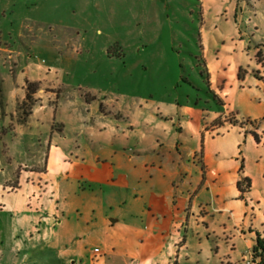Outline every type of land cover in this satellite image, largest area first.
I'll list each match as a JSON object with an SVG mask.
<instances>
[{
    "label": "crops",
    "instance_id": "crops-1",
    "mask_svg": "<svg viewBox=\"0 0 264 264\" xmlns=\"http://www.w3.org/2000/svg\"><path fill=\"white\" fill-rule=\"evenodd\" d=\"M232 51L205 55L226 114L243 87ZM92 96L63 102L60 129L46 138L35 135V113L16 127L47 148L45 171L20 173L2 198L3 211L10 203L35 225L25 239L58 246L60 264H241L264 237V143L194 96ZM243 144H254V165Z\"/></svg>",
    "mask_w": 264,
    "mask_h": 264
},
{
    "label": "rangeland",
    "instance_id": "rangeland-1",
    "mask_svg": "<svg viewBox=\"0 0 264 264\" xmlns=\"http://www.w3.org/2000/svg\"><path fill=\"white\" fill-rule=\"evenodd\" d=\"M235 47L243 87L228 93L236 112L226 114L205 55L215 62ZM95 92L194 96L264 143V0H0V264L62 262L58 246L25 239L35 225L9 202L3 211L2 198L20 173L45 171L47 148L18 123L35 113V135L46 138L60 129L63 102L79 107ZM242 150L254 165V144Z\"/></svg>",
    "mask_w": 264,
    "mask_h": 264
},
{
    "label": "trees",
    "instance_id": "trees-1",
    "mask_svg": "<svg viewBox=\"0 0 264 264\" xmlns=\"http://www.w3.org/2000/svg\"><path fill=\"white\" fill-rule=\"evenodd\" d=\"M239 78L243 79V76L239 74ZM213 94V93H212ZM214 99L217 97L215 95H213ZM219 100V99H218ZM220 103L221 106V102L220 100L218 101ZM255 140L257 142H259L257 135H255ZM246 185L247 188L250 187V181L248 178H243L241 179V181H239L238 183V188L243 192V186ZM253 255L254 258L258 261V264H264V237H262L260 234L257 235V239H256V244L253 247Z\"/></svg>",
    "mask_w": 264,
    "mask_h": 264
},
{
    "label": "built area",
    "instance_id": "built-area-1",
    "mask_svg": "<svg viewBox=\"0 0 264 264\" xmlns=\"http://www.w3.org/2000/svg\"><path fill=\"white\" fill-rule=\"evenodd\" d=\"M95 251L98 252L99 250L96 249ZM241 264H258V261L254 258L253 252H249L244 257Z\"/></svg>",
    "mask_w": 264,
    "mask_h": 264
}]
</instances>
